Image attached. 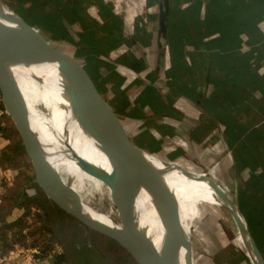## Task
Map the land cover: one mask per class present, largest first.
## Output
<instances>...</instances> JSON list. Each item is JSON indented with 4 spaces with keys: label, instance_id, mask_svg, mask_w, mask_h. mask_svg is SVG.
<instances>
[{
    "label": "crops",
    "instance_id": "1",
    "mask_svg": "<svg viewBox=\"0 0 264 264\" xmlns=\"http://www.w3.org/2000/svg\"><path fill=\"white\" fill-rule=\"evenodd\" d=\"M4 1L11 9L31 6ZM93 1L45 6L43 13L70 10L59 21L63 37L34 28L70 49L57 50L79 67L135 144L191 175L213 172L264 261V238L254 239L239 201L241 190L264 181V0ZM10 124L0 105V232L26 214L20 204L2 212L15 179L2 163ZM30 185L27 196L46 197L35 177ZM74 228L71 240L50 253L0 252V264H56L58 256L65 264H136L110 239ZM234 245V264H253L237 237Z\"/></svg>",
    "mask_w": 264,
    "mask_h": 264
},
{
    "label": "water",
    "instance_id": "2",
    "mask_svg": "<svg viewBox=\"0 0 264 264\" xmlns=\"http://www.w3.org/2000/svg\"><path fill=\"white\" fill-rule=\"evenodd\" d=\"M15 52L23 53L35 65H57L58 73L64 81V96L74 118L97 143L111 167L110 175L119 185L111 186L113 200L122 214L119 221L114 220L111 225H107L95 220L84 212L83 202L60 183L32 129L27 104L19 85L10 73L9 64L16 56ZM0 96L32 163L36 182L50 202L83 227L115 242L136 264H179L183 252L187 254L185 264H192L191 226L186 235L178 207H169V193L159 168L166 164L128 137L79 67L8 7L4 0H0ZM73 155L85 164L98 168L77 153ZM183 172L194 177L185 170ZM210 184L222 200L234 209L232 215L255 264H264L237 207L218 185L212 181ZM142 189L151 197L164 233V243L160 249L140 228L137 198Z\"/></svg>",
    "mask_w": 264,
    "mask_h": 264
},
{
    "label": "bare ground",
    "instance_id": "3",
    "mask_svg": "<svg viewBox=\"0 0 264 264\" xmlns=\"http://www.w3.org/2000/svg\"><path fill=\"white\" fill-rule=\"evenodd\" d=\"M15 55L9 64V70L26 101L30 124L39 138L48 163L57 175H61L66 182L71 183L69 191L83 202L86 214L97 221L111 225L114 221L111 214L102 213L92 208V194L104 191L110 200L111 186L118 187L119 185L110 175L111 167L100 152L97 143L74 118L70 104L64 96V81L58 73L57 65H35L23 53L15 52ZM54 85H57L60 90L58 91ZM50 142L54 145L48 149ZM60 143L69 152L63 149ZM74 153L98 168L78 160L74 157ZM57 155L63 156L62 161L58 162ZM162 162L166 166H159V168L169 193V207H178L179 217L186 235H188L191 222L195 219V209L201 201L228 219L232 229L236 232L237 239L240 243L243 242V249L248 253L243 235L230 214L234 210L222 200L210 184L211 180L197 175H192L195 178L190 177L184 174L182 167L163 160ZM64 188L68 189V187ZM137 208L140 228L160 249L164 243V233L151 197L143 189L137 198ZM114 216L117 221L122 216L117 208ZM186 258L187 254L183 252L179 264H185ZM251 259L255 264L253 257Z\"/></svg>",
    "mask_w": 264,
    "mask_h": 264
},
{
    "label": "rangeland",
    "instance_id": "4",
    "mask_svg": "<svg viewBox=\"0 0 264 264\" xmlns=\"http://www.w3.org/2000/svg\"><path fill=\"white\" fill-rule=\"evenodd\" d=\"M7 2L10 4L9 1ZM38 31L56 49L63 50L64 52L70 50L65 44L51 41L48 35L40 30ZM54 87L58 91L60 90L58 86L54 85ZM7 133L11 141L8 152L2 158V163L14 171L15 179L14 185L6 194L7 198L2 206V212L6 213L9 207L20 204L24 207L26 214L17 224L1 227L0 252L8 254L9 252L22 250L20 248L26 250L37 248L41 254L50 253L52 249L55 250L58 247L59 238L67 227L75 226L76 228H80L83 226L56 207L52 202L49 204L44 199L38 201L34 197L25 194L24 191L31 192L30 184H32V179L35 177L32 163L12 120ZM129 138L132 141L134 140L131 136ZM53 145L50 142L48 149L53 147ZM60 146L69 152L61 143ZM57 158L58 162H60L63 156L57 155ZM175 165L179 166L178 164ZM208 170L204 168L202 172H207V175L202 174V176L212 181L214 178L213 172L208 174ZM57 176L64 187L71 188L69 181L66 182L61 175ZM216 180L220 179L216 177ZM212 183L215 184L216 182L212 181ZM109 195L110 200L104 191L92 194L91 206L97 211L111 214L113 219L117 221L114 216L117 207L113 200L114 193L111 188ZM225 218V216L216 212L214 208L205 205L201 201L200 204L198 203L195 209V219L191 222V256L193 264H234L231 249L237 248L234 245L236 232L232 229L228 219ZM57 230L62 231V234H55L54 231L56 232ZM241 264L249 263L244 262Z\"/></svg>",
    "mask_w": 264,
    "mask_h": 264
},
{
    "label": "trees",
    "instance_id": "5",
    "mask_svg": "<svg viewBox=\"0 0 264 264\" xmlns=\"http://www.w3.org/2000/svg\"><path fill=\"white\" fill-rule=\"evenodd\" d=\"M16 3L22 4L25 2H30L31 6L29 9H23L22 7H17L12 9L16 14H18L24 21H26L32 27H36L42 29L51 34L53 39L59 38L60 36H64L63 31L59 25V21L61 17H64L70 10L62 7L55 8V12L43 13L45 6L51 3V0H15ZM74 1V0H73ZM73 3V2H72ZM92 3H96L94 0ZM76 7L75 3H73V7L71 12H75ZM59 36V37H58ZM62 36V37H63ZM81 55H85L87 53L80 52ZM89 61H91L89 59ZM138 146L141 147V143L138 142ZM35 200H46L51 204V202L46 198L35 197ZM239 201H240V211L245 216L252 236L256 240H261L264 238V181H253L249 184V186L241 190L239 192ZM73 227H67L63 234L62 231L57 230L54 231L55 234H62L59 238V243L68 242L72 238V229ZM79 227H75L74 231H76ZM52 231V230H51ZM53 233V231H52ZM66 257L58 256L56 258V264H65Z\"/></svg>",
    "mask_w": 264,
    "mask_h": 264
},
{
    "label": "built area",
    "instance_id": "6",
    "mask_svg": "<svg viewBox=\"0 0 264 264\" xmlns=\"http://www.w3.org/2000/svg\"><path fill=\"white\" fill-rule=\"evenodd\" d=\"M0 105H3V102H2V98H1V96H0Z\"/></svg>",
    "mask_w": 264,
    "mask_h": 264
}]
</instances>
